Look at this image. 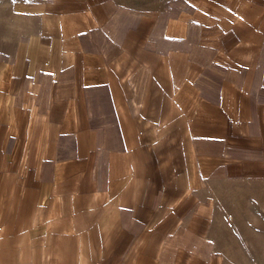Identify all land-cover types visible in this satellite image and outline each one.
Returning a JSON list of instances; mask_svg holds the SVG:
<instances>
[{
  "label": "crops",
  "instance_id": "0c3cea01",
  "mask_svg": "<svg viewBox=\"0 0 264 264\" xmlns=\"http://www.w3.org/2000/svg\"><path fill=\"white\" fill-rule=\"evenodd\" d=\"M0 264H264V0H0Z\"/></svg>",
  "mask_w": 264,
  "mask_h": 264
},
{
  "label": "snow or ice",
  "instance_id": "6c2138e0",
  "mask_svg": "<svg viewBox=\"0 0 264 264\" xmlns=\"http://www.w3.org/2000/svg\"><path fill=\"white\" fill-rule=\"evenodd\" d=\"M25 2H29V0H25Z\"/></svg>",
  "mask_w": 264,
  "mask_h": 264
}]
</instances>
